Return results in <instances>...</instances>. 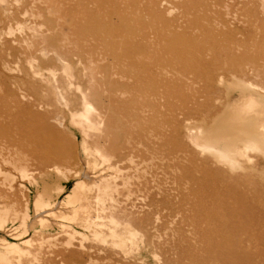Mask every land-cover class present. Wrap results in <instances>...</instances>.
<instances>
[{"label":"rangeland","instance_id":"374dc122","mask_svg":"<svg viewBox=\"0 0 264 264\" xmlns=\"http://www.w3.org/2000/svg\"><path fill=\"white\" fill-rule=\"evenodd\" d=\"M263 93L264 0H0V264H264V139L192 143Z\"/></svg>","mask_w":264,"mask_h":264},{"label":"bare ground","instance_id":"6f19581e","mask_svg":"<svg viewBox=\"0 0 264 264\" xmlns=\"http://www.w3.org/2000/svg\"><path fill=\"white\" fill-rule=\"evenodd\" d=\"M233 86L253 89L252 83L246 80H237L234 82ZM258 106L259 104L254 98H242L226 110L224 117L217 121L213 129L206 135L201 134L197 130L196 133L192 135V143L202 150L211 152L221 161H229L231 158L228 157V152H223L218 149V145L227 143L231 140H238L240 136L244 135L249 138V141L241 143L243 151H239L237 145L234 151L238 156H244V152L247 150L256 151L259 143L254 140L252 136L259 135L264 139V123L254 125L251 128L248 127V123L251 119L258 116V112L255 109ZM223 129L224 131H222Z\"/></svg>","mask_w":264,"mask_h":264}]
</instances>
